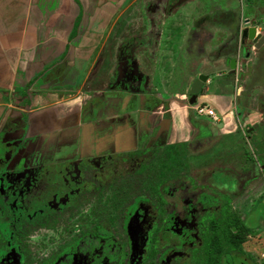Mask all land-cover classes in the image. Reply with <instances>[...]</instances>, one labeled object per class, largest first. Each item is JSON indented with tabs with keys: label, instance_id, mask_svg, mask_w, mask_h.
<instances>
[{
	"label": "crops",
	"instance_id": "crops-1",
	"mask_svg": "<svg viewBox=\"0 0 264 264\" xmlns=\"http://www.w3.org/2000/svg\"><path fill=\"white\" fill-rule=\"evenodd\" d=\"M187 3L173 11L179 20L192 15ZM120 4L121 0H0L2 192L8 183L17 185L12 180L17 173L40 166L113 158L137 149L190 148V144L198 145L188 149L195 155L206 141L212 146L223 137L245 135L256 124L244 101L237 114L235 82L232 90L227 85V76L236 79V71L227 74L220 67L214 72L212 67L221 65L222 59L203 47V59L196 62L201 71L191 70L184 90L171 89L170 82H178L177 74H169L167 66L177 65V57L153 58L146 45H136L132 51L134 76L129 74L131 62L125 63L126 72L115 65L111 69L109 59L104 64L108 47L115 44L111 36L110 43L104 37L115 25ZM181 38L188 39L183 27ZM163 40L156 43L159 51L162 46L163 52L171 53ZM190 40L178 62L188 61L186 56L193 51L188 47L200 45L197 34ZM170 69L175 71L174 66ZM200 73L208 79L200 98L190 103L189 89ZM141 78L145 79L142 85ZM247 83L241 87L247 93L258 87L251 78ZM262 87L259 95L264 94ZM198 105L214 107L218 122L198 116Z\"/></svg>",
	"mask_w": 264,
	"mask_h": 264
},
{
	"label": "flooded vegetation",
	"instance_id": "flooded-vegetation-1",
	"mask_svg": "<svg viewBox=\"0 0 264 264\" xmlns=\"http://www.w3.org/2000/svg\"><path fill=\"white\" fill-rule=\"evenodd\" d=\"M147 1L149 2L146 3ZM180 1L179 3V1L175 2L172 0V2H169L166 0L167 5L155 7L156 4L152 0H133L130 6L131 23L138 21L139 11L146 13L143 16V25L137 28V35L141 31L142 36L134 38L137 39L134 42L133 38L129 39V35L126 41H122L119 44L116 40V34H119L124 25L121 6L128 2V0H121L120 11L115 25L104 37V41L110 43L112 42L110 41L111 36L114 40L113 43L118 46L116 47L115 44H112L114 46L113 49L116 48V50L110 51L103 58L104 64L108 63V59L115 57L116 68L120 67L126 72L127 65L125 63L131 62L129 74L131 76L137 74L135 73L133 52L136 45L138 47L147 45L150 41L147 40L146 34L147 27L149 24L150 26L152 25L150 22H155L156 20L153 15L157 11L158 15L161 12L159 26L155 25V27H159L160 33L157 34L158 32H156V37H159L161 34L163 35V29H167L168 17L171 16L173 11L182 6L183 0ZM135 14L136 17L134 16ZM125 17L129 19L128 15H125ZM241 21V31L246 24L249 26L248 28H251L249 19L243 21V18H241ZM135 23L139 24L138 22ZM204 24H207V27L202 31V40H205L204 43L209 46L210 44H207V42H211L213 38L215 22L209 18H204L202 25ZM222 24V22L219 23V26L229 28ZM237 24L240 25L239 22ZM181 25L183 26V24ZM211 25H213L212 30L210 29ZM187 27L191 31V24ZM230 28H232V25H230ZM130 31L132 32V30ZM224 32L226 34V30ZM230 33L219 42V45L216 44L215 48L210 51L214 50V53L216 52V54H211L212 57L222 59L221 64H223L222 68L225 73L231 74L232 71H236L235 89L237 95L241 96L243 91L241 87L243 85L239 83L238 75L247 71L244 69L245 67L247 68L245 66L246 62L242 59L250 56L252 49L257 50L259 47H255L256 42L248 38L249 29L246 31L245 36L241 32L240 43H237V45H234V40ZM191 34L192 36L196 34L200 36L198 31H193ZM262 34H259V36ZM226 39L229 41L227 42ZM248 41L250 42L248 43ZM263 44L264 42L260 46ZM247 45L249 49H246ZM232 50L237 55L231 54ZM233 59H235V64L232 67L231 62ZM117 72L120 71L117 69ZM141 79L142 85L145 79ZM139 80L136 79V81ZM205 120L211 122L208 119ZM166 152V148H146L137 149L127 155L114 156L113 158L93 159L89 157L80 163L65 162L61 165L47 167L53 168L52 172H56V168L63 166L59 172L57 171L58 173L48 174L45 181L41 178L44 177L46 167L40 166L22 174L17 173L16 176H21L20 179H23L22 183H24L25 187L8 183L7 186H4L6 192H2L0 189V212H2V215L0 214V227L3 224L6 225V232L4 236H0V241L4 239L5 235L13 236L14 238L12 241H8L6 249L2 250L0 248V264H211V260H215V251H212L215 245L214 240L216 236L220 235V232H216V224L230 219L238 221L237 218L233 217L234 215L232 216V212L229 209V205L232 204L230 201L231 196H229L232 189L218 187L209 177L206 179L207 175L206 177H201L200 173L202 175L205 170H198L199 172L194 178L187 179L181 176V170L169 173V168L162 164L163 155ZM202 152L204 151L196 150L195 152L199 161L204 159L201 156ZM114 160L117 162H114ZM109 163L110 166L106 169L101 167V172L94 173L100 175L105 172H112V174H108L106 186H104V183H97L98 180L89 181L92 175L90 172L93 169H97L100 164L106 167ZM112 163H116V165ZM262 168L264 170V167ZM41 173L43 174L41 175ZM142 174H146L148 178L151 175H155L153 186L144 184ZM132 175H134V178ZM234 177L237 182L239 181L235 185L238 184L241 189L246 177L244 178L243 174L239 173H235ZM18 179L19 177H17V181ZM104 187L107 193H112L111 200L108 203L103 200L104 196L103 199L101 197V194L105 192ZM46 188L54 191L52 195L56 199L60 198L62 193L67 196V199H62L59 204L54 206L53 200H50L49 196H47V200H43ZM33 189L36 191L33 192ZM120 190L130 192L132 198L129 197L125 201L123 197H119L121 195L119 193ZM220 191L225 193H219ZM29 192L32 193V197H29ZM91 192H96L97 197L92 196ZM25 193L29 198L26 197ZM12 198L14 199L11 200ZM8 201H11L10 205L18 212L22 211V207L28 210L31 206L40 211L38 215L34 213L32 216L30 214L31 218L37 215L36 220L31 224L32 230L36 234L40 230L50 231L54 236L60 233L62 235H65V233L66 235L71 234V228H67L68 231L64 228L62 231L58 228V223L61 215H70L68 212L73 203L74 208L78 207L76 211L79 213L86 212L88 209L87 204L90 203L89 207L93 208L91 210L89 208V211L95 217L92 218L91 214H89L92 225L88 228L85 226L88 214L84 213L82 216L84 218L83 222H80L84 223V226L80 230L73 231V236L69 235L66 241L55 247L53 251H50L45 258L41 257L37 262L31 263L29 262L32 258H29L30 250L27 249L28 244L25 246L22 238L28 235L23 234V231L28 229V227L25 225L21 231H18V234H14L13 230L9 231L10 228L8 227L11 222L4 215L6 209L4 206L9 203ZM24 202L27 204H24ZM124 202L129 203L125 204ZM98 203L99 206L97 205ZM17 206H20V210L17 209ZM121 209H123V213L119 212ZM59 211L62 212L60 215L57 214ZM43 217L47 218L43 220ZM71 221H73L72 218L68 219V223ZM231 230H233L232 227H230ZM234 231L236 232V230ZM34 248L36 253H38L37 256L40 257L39 254L41 250H44V246L41 243L37 246L36 243ZM189 249L193 250L192 254L189 253ZM206 249L210 250L207 251ZM243 258L245 259V256ZM191 259H193L192 262L188 263Z\"/></svg>",
	"mask_w": 264,
	"mask_h": 264
},
{
	"label": "rangeland",
	"instance_id": "rangeland-1",
	"mask_svg": "<svg viewBox=\"0 0 264 264\" xmlns=\"http://www.w3.org/2000/svg\"><path fill=\"white\" fill-rule=\"evenodd\" d=\"M126 1V0H125ZM133 0H128V2L125 5L121 6V14L124 21V25L122 26V30L119 32V34H116V40L120 44L122 41H126L128 39H134V38H140L141 31L137 35V28L140 27V25H143L144 18L143 16L146 14L145 12L142 13L139 11V19L138 21H133L134 23H131V5ZM146 1V0H145ZM169 2H172V0H168ZM173 1H179L180 0H173ZM184 1V2H183ZM182 3H185V1H188L187 8L188 13H192L191 16L188 18H185L181 16L180 20L177 17L175 12L169 16V20L167 22V31L163 33V36L156 37L157 34L160 33L159 27H155V25L159 26V21L161 17V12L158 15V11L153 16L156 17L155 22L151 21L152 25L147 27V34L146 38L147 40H150L146 48L149 49V52H151V56L157 58L162 55L164 59L166 58H173L177 57V65H171L172 63L169 62L167 69L169 74H174L176 72L177 74V80L180 82V84L176 81V85L174 84V81H171L172 87L171 89L174 90H184L186 89V80L189 79V75L191 70L195 71H201L200 69L202 66L200 63H196L199 59H203L201 54L203 53V50L206 52H209L210 45L207 46L204 42L205 40H202V31H204L207 27V24L202 25V20L204 18H209L211 21L215 22V26L211 25L210 29L212 30L213 27V38L211 39V45L215 43L219 45V42H221L225 36H228V33L232 35V38L234 40V45L237 43H240L241 38V18H243V21L246 19H249L250 26L255 28V33L262 34L264 33V0H183ZM141 2V1H140ZM147 1L146 3H148ZM156 6H164L167 5L166 0H152ZM160 8V7H159ZM156 9V8H155ZM228 12V13H227ZM125 15H128L127 19ZM136 17V14L134 15ZM153 17V18H154ZM230 19V20H229ZM225 21V22H223ZM135 22H138L139 24H136ZM183 22V26L181 25ZM223 23L222 25H225V28L222 26H219V23ZM235 22H239L240 25H238ZM191 24L192 29L191 31H185L186 27ZM193 24V25H192ZM230 25H232V28H230ZM129 26V28H128ZM182 27L185 36H188V39H186L185 42L182 41ZM131 28V29H130ZM157 28V30H156ZM185 28V29H184ZM115 29V28H114ZM113 29V30H114ZM209 29V28H208ZM132 30V32L130 31ZM187 30V29H186ZM224 30H226V34H224ZM199 32L201 36V40L199 41L198 49L196 46L188 47V51H191L189 54H187L186 59L187 62H178L179 56L183 54V52H186V42H190L192 44V40H190V36H192L191 33ZM178 32V33H177ZM199 36V35H198ZM199 36V37H200ZM164 38V40H163ZM162 39L164 43L168 45V50L170 49L171 53L163 52L162 49L164 47L161 46V51H159L158 46H156V43L159 42V40ZM194 39V38H193ZM199 39V38H198ZM136 42L137 39H134ZM195 41V40H194ZM228 42L229 40L226 39ZM251 41V40H250ZM248 41V43L250 42ZM233 42V41H232ZM230 43V42H229ZM207 44H210V42H207ZM159 45V43H158ZM118 46V45H117ZM207 46V47H206ZM202 47L204 48L202 50ZM237 47V46H236ZM215 48V47H214ZM246 49H249V46H246ZM257 49V48H256ZM113 47H108V51H115ZM144 51L143 49H141ZM257 51V52H256ZM254 52V53H253ZM213 51H210V54H213ZM216 54V52L214 53ZM231 54L237 55V53L232 50ZM190 56H194L195 59L191 60L192 58ZM184 57V56H183ZM152 58V59H153ZM115 57L110 59V66L116 64V60H114ZM174 59V58H173ZM184 59V58H183ZM246 62L244 69L247 70L246 72H241V75H238L239 83L242 85H247L250 78L252 79V82L258 84V87H255L256 89H253L252 93H247L246 89L243 91V95L245 96H238L236 99V108L238 109L237 114L241 113L243 110V101L244 106H246V111H249V113H252L253 121L256 124H259V127H255L250 133L247 134H235L231 137H223L222 141L216 142L214 145H210L212 143H207L203 146H199L196 150H204V152L201 153V156L206 160V162L203 160H198L196 155H192L190 151H192V147H197L198 145L190 144V148L187 147H179V148H172L167 149L166 154H164V159L162 164L165 165L167 168H169V173H172L174 171H182L181 176L184 178H194V176L199 172L198 170H205L203 174L200 176L207 175L206 179L209 177L211 181L215 182L218 187H224L226 189H232L231 194H229L230 201L232 204L229 205V209L232 212V216L237 218L239 223V228H236V232H238L239 236H241V249L243 250V255H237L232 254V257H235L233 264H264V170L262 167H264V94L259 95L260 91H257L259 89H263L262 86H264V44L262 46H259L257 50H251L250 56L242 59ZM193 63H190V62ZM112 63V64H111ZM171 66L175 67V71L173 69H170ZM223 64L212 67V70L218 71L220 67H222ZM112 69V66L110 67ZM227 85H229L228 88L231 90L234 89V82L235 77L233 76H227ZM221 80H224L225 78H220ZM175 80V79H173ZM184 84V87L182 86ZM237 86V85H236ZM248 86V85H247ZM246 86V87H247ZM173 90V91H174ZM264 92V90H262ZM251 116V117H252ZM211 146V147H210ZM210 147V148H209ZM189 149V150H188ZM195 150V152H196ZM194 152V150H193ZM116 160H114L115 162ZM117 162V161H116ZM113 164V163H112ZM138 164V162H137ZM113 165H116L114 163ZM110 166V163L107 164L105 167L104 165L100 164L98 165L97 169H93L90 173H92L91 177L89 178V181L98 180L97 183L101 184L104 183V186H106V182L108 180V174L112 172H105L103 174H94L95 172H101L102 168H107ZM53 167V166H50ZM63 166L56 168L59 172ZM225 168V169H224ZM113 169V168H112ZM120 169V168H117ZM225 170V171H224ZM263 170V172H262ZM53 168H47L46 172L44 173V177L41 178L44 181L48 177V174L50 173H58L52 172ZM113 171V170H112ZM116 172V171H115ZM194 173V175H192ZM235 173L243 174V177H246V180L244 181V185H242L241 189L239 188V185H235L237 182V179L234 177ZM43 173H41L42 175ZM94 174V175H93ZM110 174V176H111ZM115 175V173H114ZM40 176V175H39ZM116 176V175H115ZM134 178V175H132ZM144 180V184L146 183L148 186H153L155 181V175H151L150 178L147 177L146 174H142ZM5 177V176H4ZM17 177H19L16 184L19 185V187L23 185L22 183L23 179H20L21 176H15L13 177L14 180H17ZM241 177V178H243ZM199 179V178H198ZM33 181V180H32ZM37 181V179H36ZM43 181V182H44ZM21 182V183H20ZM239 182V181H238ZM237 182V183H238ZM124 186V184H123ZM36 190L33 189V192ZM45 193L43 195V200H47V196H49L50 200H53L54 206L59 204V202L62 199H67V196H65L62 193V196L60 198H55L52 194L54 191L48 190V188L45 189ZM101 194V197L104 199L107 203L110 202V198L112 197V193L105 190ZM219 191V190H217ZM68 192V191H66ZM119 197H123V199L126 201L130 198H132V195L130 192H127L125 190H120ZM118 193V194H119ZM219 193H225L223 191H220ZM26 194V193H25ZM29 197H32V193L29 192ZM124 194V196H122ZM92 196L97 197L96 192H91ZM26 197L28 195L26 194ZM28 197V198H29ZM216 197V196H215ZM12 198L11 200H13ZM31 199V198H30ZM28 201V199H27ZM9 203H6L4 206L6 209L4 211V215L6 218H8L11 222V224L7 225L8 228H10L9 231L14 232V234H18V231H21L23 227L26 225L28 229H25L23 231V234L25 237H22L24 239L25 246L27 245V249L30 250L29 258H32L29 260L31 263L37 262V260H40L41 257H46L50 251H53L55 247H57L59 244L63 243L67 240L69 235L74 234L73 231L77 229H81L82 226H84L82 216L84 213H87V220L85 223V226L90 228L92 225V220H90L89 214H91V217L94 218V214L90 213L89 206L90 203L87 204L88 209L86 212H78L76 211L78 207L74 208V203L72 207L70 208L67 215H61L58 223V228L63 231L65 228H71L72 232L69 235H62L61 233L59 235L54 236L51 234L50 231H42L40 230L38 234L34 233L31 227V224L36 220L38 213L40 214V211L34 206L29 207L28 210L25 209V207H22V211L18 212L12 205H10L11 201H8ZM218 202V201H217ZM125 204L129 202H124ZM24 204H27L24 202ZM99 206V203L97 204ZM97 206V207H98ZM93 208V207H92ZM90 208V210L92 209ZM104 208V207H103ZM17 209L20 210V206H17ZM1 211V210H0ZM71 211V212H70ZM123 209L119 210V212H122ZM6 212V213H5ZM29 212V215H28ZM33 212V213H32ZM35 214L34 217L31 218L30 214L32 216ZM62 212H57L58 215H60ZM123 213V212H122ZM2 215V212H0ZM79 214V215H78ZM75 216L77 217L75 219ZM47 217H43L42 219L45 220ZM71 219L70 223H68V219ZM4 219V218H2ZM106 222V221H105ZM240 222L244 224L247 227H241ZM43 225V224H42ZM87 228V230H88ZM221 228V227H220ZM68 231V230H67ZM6 232V225L3 224L0 227V236H4V233ZM25 232V233H24ZM64 233V232H62ZM120 234V233H119ZM9 235V234H7ZM30 235V236H29ZM8 239V240H7ZM14 238L13 236H6L4 239L0 241V248L2 250L7 248L8 241H12ZM37 243V246L41 243L42 246H44V250H41V253L39 254L40 257L37 256L38 253L35 251V244ZM7 245V246H6ZM6 247V248H5ZM34 251V252H33ZM32 253V254H31ZM189 253L192 254L193 250L189 249ZM4 256V254H2ZM245 256V259L243 258ZM38 257V258H34ZM83 258V257H82ZM193 259H191L188 263H191ZM105 263V262H104ZM106 264V263H105Z\"/></svg>",
	"mask_w": 264,
	"mask_h": 264
},
{
	"label": "trees",
	"instance_id": "trees-1",
	"mask_svg": "<svg viewBox=\"0 0 264 264\" xmlns=\"http://www.w3.org/2000/svg\"><path fill=\"white\" fill-rule=\"evenodd\" d=\"M239 221L225 220L223 222L216 224V232H220V235L216 236L214 240V247L212 251H215V260H211V264H233L235 257L232 254H242L241 249V237H239L238 232L234 230L238 226ZM241 227H247L242 222H240ZM221 227V228H220ZM230 227L233 230L230 231ZM248 228V227H247ZM207 251L210 249H206Z\"/></svg>",
	"mask_w": 264,
	"mask_h": 264
},
{
	"label": "water",
	"instance_id": "water-1",
	"mask_svg": "<svg viewBox=\"0 0 264 264\" xmlns=\"http://www.w3.org/2000/svg\"><path fill=\"white\" fill-rule=\"evenodd\" d=\"M246 21H247V19H246ZM248 27L249 26L246 24L244 29L242 30V35L245 36L246 31L249 29L248 38H250L254 42H256L255 47H259L264 42V34L259 36V34L255 33L256 30L254 27H251V28H248ZM234 64H235V59H233L231 62L232 67L234 66ZM207 79H208L207 74L200 73L193 80V82L191 83L190 89H189V93H190L189 102L190 103H195L200 98L199 92H200L204 82L207 81ZM257 126H258V124H255L254 126L250 127L249 131H252Z\"/></svg>",
	"mask_w": 264,
	"mask_h": 264
},
{
	"label": "built area",
	"instance_id": "built-area-1",
	"mask_svg": "<svg viewBox=\"0 0 264 264\" xmlns=\"http://www.w3.org/2000/svg\"><path fill=\"white\" fill-rule=\"evenodd\" d=\"M195 111L198 116L208 119L213 123H217L220 118L217 110L212 106L198 105L195 107Z\"/></svg>",
	"mask_w": 264,
	"mask_h": 264
}]
</instances>
